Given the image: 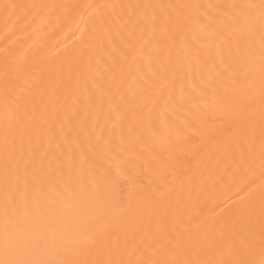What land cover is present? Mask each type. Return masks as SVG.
<instances>
[{
	"label": "bare ground",
	"instance_id": "6f19581e",
	"mask_svg": "<svg viewBox=\"0 0 264 264\" xmlns=\"http://www.w3.org/2000/svg\"><path fill=\"white\" fill-rule=\"evenodd\" d=\"M0 264H264V0H0Z\"/></svg>",
	"mask_w": 264,
	"mask_h": 264
}]
</instances>
